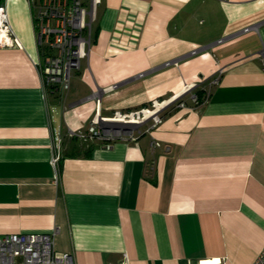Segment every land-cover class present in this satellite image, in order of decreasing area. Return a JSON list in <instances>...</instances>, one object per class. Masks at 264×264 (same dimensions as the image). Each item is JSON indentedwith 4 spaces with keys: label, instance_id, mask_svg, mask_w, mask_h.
<instances>
[{
    "label": "crops",
    "instance_id": "crops-1",
    "mask_svg": "<svg viewBox=\"0 0 264 264\" xmlns=\"http://www.w3.org/2000/svg\"><path fill=\"white\" fill-rule=\"evenodd\" d=\"M1 4L20 44L0 46V234L52 233L76 264H253L264 249V0H101L68 89L45 83L31 0ZM155 101L167 107L156 126L90 135L93 121Z\"/></svg>",
    "mask_w": 264,
    "mask_h": 264
},
{
    "label": "built area",
    "instance_id": "built-area-1",
    "mask_svg": "<svg viewBox=\"0 0 264 264\" xmlns=\"http://www.w3.org/2000/svg\"><path fill=\"white\" fill-rule=\"evenodd\" d=\"M32 2V0H31ZM101 0H88L89 6H85V0H73L70 9L63 3V9L60 7L61 1L44 0L45 13L35 18V28L39 43H46L48 47L57 51L56 55L45 57L44 63L41 62V72L45 83L59 84L63 89L70 86L72 71L80 68L81 59L85 56L87 47L90 44L92 36V21L95 10ZM37 20H40V26ZM256 28L247 27L244 31ZM223 39H219L222 41ZM19 40L11 28L6 8L0 4V46L19 45ZM198 50H193L195 54ZM177 64L176 61H167L165 65ZM217 79L213 80L216 83ZM191 101L194 104H201L208 99L205 98L200 102L196 93L191 94ZM164 102V101H162ZM154 103H161L155 101ZM185 106V100L179 103V107ZM149 108H143L141 113L146 116L151 112ZM155 113V111H154ZM152 113V115L154 114ZM124 123L131 120L127 116H134L138 112L116 113ZM151 116V115H150ZM161 121L160 115H154L152 126H156ZM111 130L105 129L98 125L95 120L90 126L89 132L93 137L103 139L110 138L114 135H121L122 128ZM133 135V133L129 134ZM157 145H161L159 142ZM168 149V147H167ZM60 155L54 153L52 163L58 168ZM54 234L48 232H19L0 234V264H76L74 256L70 252L58 253L54 248ZM107 264H130L126 254L119 260H110ZM253 264H264V249L260 252Z\"/></svg>",
    "mask_w": 264,
    "mask_h": 264
},
{
    "label": "rangeland",
    "instance_id": "rangeland-1",
    "mask_svg": "<svg viewBox=\"0 0 264 264\" xmlns=\"http://www.w3.org/2000/svg\"><path fill=\"white\" fill-rule=\"evenodd\" d=\"M61 3H60V7L63 9V3L64 1L67 3L66 4V7L70 9V4L73 2V0H60ZM55 2V0H54ZM57 4L58 5V0H56ZM32 4H33V10H34V13H35V18L39 17L42 13V10H43V13H45V9H43V5H45L44 3V0H32ZM38 22V25L40 26V23L41 21L40 20H37ZM43 46V57H42V63H44V60H45V57L48 56V55H56L57 54V51L53 48H50L48 47V45L46 43H42L41 44ZM52 85V83H49L48 85ZM51 85H50V88L51 89ZM54 89V88H53ZM166 107L165 104L161 103V104H156V103H151L147 106V108L151 109L152 111H155V113L151 116L147 115L144 116L141 112L142 108L140 109H137L133 112H138L139 111V114H137L134 118H137L139 122L137 123H124V122H118V121H98V125L101 126L102 128H105V129H111V130H116L118 128H120L121 125H123V129H122V134H135V133H138L140 130H141V124L140 122L141 121H145L147 119H149L150 123L154 121V115H160L161 117V112L164 110V108ZM145 108V107H144ZM124 115V113H122ZM111 118H115V117H119V115H117L116 113H114L112 116H110ZM126 119H129L131 118V116H127L125 117ZM94 123V121H93ZM92 123V124H93ZM91 124V125H92ZM94 138H98V137H95L93 136Z\"/></svg>",
    "mask_w": 264,
    "mask_h": 264
},
{
    "label": "trees",
    "instance_id": "trees-1",
    "mask_svg": "<svg viewBox=\"0 0 264 264\" xmlns=\"http://www.w3.org/2000/svg\"><path fill=\"white\" fill-rule=\"evenodd\" d=\"M2 3V0H0V4ZM198 95V98L200 102H202L205 98H207V95L204 91H197L195 92ZM184 99L182 97L178 98L176 101L172 102L168 108L170 109H176L179 107V103L183 101ZM167 107L164 108V110L161 112V117L163 116V112H165Z\"/></svg>",
    "mask_w": 264,
    "mask_h": 264
},
{
    "label": "bare ground",
    "instance_id": "bare-ground-1",
    "mask_svg": "<svg viewBox=\"0 0 264 264\" xmlns=\"http://www.w3.org/2000/svg\"><path fill=\"white\" fill-rule=\"evenodd\" d=\"M165 102V101H164ZM161 103H163V102H161ZM158 104H160V103H157V105ZM152 113H154V111H151V112H147V115H151ZM136 115H134V116H132L131 117V120H129V121H127V123H135V122H137L138 121V119L137 118H134ZM115 119H117V120H121L122 122H123V119L122 118H119V117H115Z\"/></svg>",
    "mask_w": 264,
    "mask_h": 264
}]
</instances>
